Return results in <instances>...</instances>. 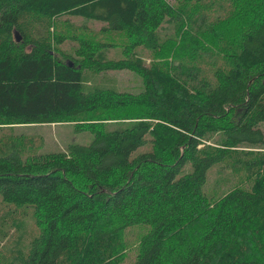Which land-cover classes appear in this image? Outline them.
<instances>
[{
    "label": "trees",
    "instance_id": "obj_1",
    "mask_svg": "<svg viewBox=\"0 0 264 264\" xmlns=\"http://www.w3.org/2000/svg\"><path fill=\"white\" fill-rule=\"evenodd\" d=\"M65 18L101 24L123 58ZM116 71L138 74L142 91L116 92ZM263 122L264 0H0V264H124L135 225L148 232L132 264H264ZM59 123L92 143L49 153L12 134ZM218 164L250 187L208 199ZM30 210L44 212L36 234Z\"/></svg>",
    "mask_w": 264,
    "mask_h": 264
},
{
    "label": "rangeland",
    "instance_id": "obj_2",
    "mask_svg": "<svg viewBox=\"0 0 264 264\" xmlns=\"http://www.w3.org/2000/svg\"><path fill=\"white\" fill-rule=\"evenodd\" d=\"M64 24L65 26L62 27V29H67V31L71 34L77 37H80L82 33H84L87 36L94 37L93 39L97 42H105L110 43L109 37L105 34H100V28L102 27L101 24H98L94 21H84V19L75 18H65ZM72 25L71 27H69ZM172 25H164L159 32L161 35L160 37H163L165 34L164 32L167 31V34H171L172 32ZM79 32V33H78ZM114 45V44H112ZM114 48H109L107 51H105L104 56L107 59H111V61H116L118 59L123 58L121 54V48L117 45H114ZM59 51L61 54H67L71 55L77 48V42L71 41V39H66L63 41L62 45L58 46ZM135 55L137 56V60H140L142 62V65H146L148 62L151 61V56L148 52L144 50V48H139L134 50ZM60 57V56H59ZM125 58V57H124ZM64 61H68V59H64ZM108 75H112L113 80H115L114 85L116 86V92H124L125 95H137L139 94L143 89V82H141V79L138 77V74L129 71H116V73L108 72L106 73ZM100 78V77H98ZM136 117H133L131 119H118V120H105V122H101L100 126L105 127L107 125V130H115L118 129V127H122V125H126V127L130 126L132 127V123H139L140 121L135 119ZM141 123V122H140ZM76 125L73 123H66V124H53L51 126L48 125H29L27 127H15L13 130V135L21 134L25 137H35V138H42L44 140L43 144V151L54 153V152H65L69 144L74 145H90L93 141V136H91L87 131H79L76 132L75 130ZM260 130H263L264 133V122L260 124L259 126ZM146 139H149V136H146ZM207 146H214L213 142L210 141L206 144ZM151 147L148 141L145 142L143 146L138 147L133 152V155H131V158L138 154H144L148 151H150ZM250 151H255L253 149L247 150V149H240L236 151V153H250ZM264 152V149L261 151V153ZM242 157V156H241ZM236 169V166H231V169L225 168L223 169L221 166L213 165L208 170L205 182L203 183L202 192L208 199H217L220 196H223L226 194V192L232 188H235L238 186V184L242 187H245L248 189L250 187V183H247V181L244 179L245 174H242V172H238V176L236 177L233 173V170ZM185 172H188V169H185ZM27 214L29 216V221L25 223V226L27 229H32L34 231V234L38 232L36 230L37 228L34 225L40 226L41 224H38V219L41 220L44 218V212L41 210L38 211V214L36 212H32V210L27 211ZM38 218V219H37ZM37 222V223H36ZM36 223V224H35ZM35 227V228H34ZM128 231H130L128 234H130V241L131 246L130 248L125 252L128 254V258L124 261V264H132L134 261L133 259L136 256L135 252V241L137 235L144 231L148 232V227L142 226V225H135L134 227H129ZM137 243V242H136ZM24 249V248H23ZM23 249H21L23 251Z\"/></svg>",
    "mask_w": 264,
    "mask_h": 264
},
{
    "label": "water",
    "instance_id": "obj_3",
    "mask_svg": "<svg viewBox=\"0 0 264 264\" xmlns=\"http://www.w3.org/2000/svg\"><path fill=\"white\" fill-rule=\"evenodd\" d=\"M14 35H16V42L20 41L19 35H17V33H15Z\"/></svg>",
    "mask_w": 264,
    "mask_h": 264
}]
</instances>
